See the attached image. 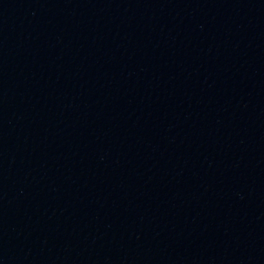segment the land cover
<instances>
[{
    "label": "water",
    "instance_id": "water-1",
    "mask_svg": "<svg viewBox=\"0 0 264 264\" xmlns=\"http://www.w3.org/2000/svg\"><path fill=\"white\" fill-rule=\"evenodd\" d=\"M0 264H264V0H0Z\"/></svg>",
    "mask_w": 264,
    "mask_h": 264
}]
</instances>
